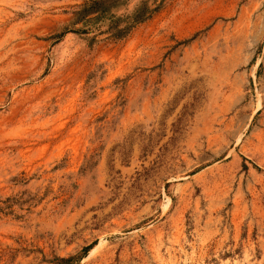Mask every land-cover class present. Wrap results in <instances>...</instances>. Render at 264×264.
<instances>
[{
    "label": "rangeland",
    "instance_id": "obj_1",
    "mask_svg": "<svg viewBox=\"0 0 264 264\" xmlns=\"http://www.w3.org/2000/svg\"><path fill=\"white\" fill-rule=\"evenodd\" d=\"M85 1L0 0V264H264V0Z\"/></svg>",
    "mask_w": 264,
    "mask_h": 264
},
{
    "label": "trees",
    "instance_id": "obj_2",
    "mask_svg": "<svg viewBox=\"0 0 264 264\" xmlns=\"http://www.w3.org/2000/svg\"><path fill=\"white\" fill-rule=\"evenodd\" d=\"M129 1L130 0H86L74 11L71 23L75 24L82 22L87 28L97 20L110 18L108 30H110L111 36L114 38H121L128 34L135 24L151 18V16L161 8L162 4V0H141L134 12L125 19L115 18L112 10L124 6ZM121 22H124V24H121ZM86 28H83V30Z\"/></svg>",
    "mask_w": 264,
    "mask_h": 264
},
{
    "label": "bare ground",
    "instance_id": "obj_3",
    "mask_svg": "<svg viewBox=\"0 0 264 264\" xmlns=\"http://www.w3.org/2000/svg\"><path fill=\"white\" fill-rule=\"evenodd\" d=\"M167 206V205H166ZM104 239L103 238H101V240L99 241V243L96 245V247L95 248H97V247H100V246H102L103 244H104ZM169 255V254H168ZM174 258V257H173Z\"/></svg>",
    "mask_w": 264,
    "mask_h": 264
}]
</instances>
